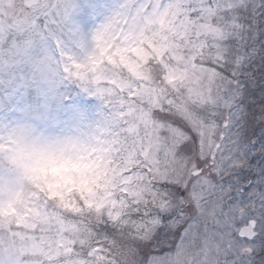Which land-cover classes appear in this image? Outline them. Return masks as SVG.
I'll return each instance as SVG.
<instances>
[{
  "label": "snow or ice",
  "instance_id": "obj_1",
  "mask_svg": "<svg viewBox=\"0 0 264 264\" xmlns=\"http://www.w3.org/2000/svg\"><path fill=\"white\" fill-rule=\"evenodd\" d=\"M0 264H264V0H0Z\"/></svg>",
  "mask_w": 264,
  "mask_h": 264
}]
</instances>
